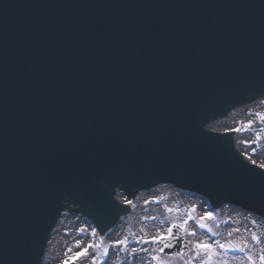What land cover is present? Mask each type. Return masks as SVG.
Instances as JSON below:
<instances>
[{"label":"water","instance_id":"95a60500","mask_svg":"<svg viewBox=\"0 0 264 264\" xmlns=\"http://www.w3.org/2000/svg\"><path fill=\"white\" fill-rule=\"evenodd\" d=\"M48 1L46 32L0 0V264H42L65 210L112 229L117 188L264 211V170L206 129L264 96V0Z\"/></svg>","mask_w":264,"mask_h":264},{"label":"rangeland","instance_id":"374dc122","mask_svg":"<svg viewBox=\"0 0 264 264\" xmlns=\"http://www.w3.org/2000/svg\"><path fill=\"white\" fill-rule=\"evenodd\" d=\"M262 107H251L245 112H234L232 117V124L230 127L238 128L242 125H247L248 121H253L250 128L244 131L236 132L237 138H235L237 147L240 151H247L248 156L257 161V164H264V121H261L259 117L253 116L252 113H264V103H261ZM243 113V114H242ZM225 121V120H223ZM220 122V121H219ZM245 140H252L253 144L249 148L244 147ZM252 148H255V154H253ZM247 159V158H246ZM174 188L171 191H159L156 197L146 198L142 203L132 201L130 206L132 207V214L122 220L115 230L106 237H92L91 239L99 245L97 249V256L103 251V247L109 244L112 240L120 239L128 236L129 240L132 241L129 245V251L132 247L139 249L140 247L148 248L149 253L140 252L136 257L129 256L127 252H120L117 255L114 251L110 250L109 259L106 264H149L151 255L156 253L151 252L154 247L158 245L135 244L137 238L143 237L148 238L155 234L157 230H163L169 227L172 223H182L187 218V213L192 209L195 212L192 213L196 217L203 216L205 212H211L214 214V219L208 221L209 225L214 231L218 233L217 236L212 237L209 233H206L199 228L193 221H189V229L196 228L197 235L195 237L188 236L185 234L186 240L198 241L218 239L222 242H226L231 239L236 242H241L247 239L251 243V234L256 233L264 241V220L259 217H255L254 214H250L248 211L241 210L229 205H225L224 209H218L214 211L211 204L207 199L195 196L196 202L191 200L192 194H186L179 190H175L178 193H174ZM174 193V194H173ZM172 196L177 197V202L173 201ZM181 199H180V197ZM203 200L207 202L205 207H197L196 204L202 203ZM140 209V210H139ZM168 209H172L171 212ZM66 216V215H65ZM63 217V219L67 217ZM67 216H72L67 214ZM74 220L64 223L60 221V224L54 230L52 239L56 236L55 241L49 242L48 253L44 264H64L65 260H69L75 252L79 251L75 247L76 242L79 240L83 244L88 242L86 235H82L79 229L83 228L90 231L93 226L85 221L82 217H73ZM239 229V231H233ZM232 232V236L229 237L228 233ZM135 234L130 235V234ZM69 249H72L69 252ZM91 251V250H90ZM253 253H256L257 249H252ZM192 245L189 244L188 253L185 255V259L193 255ZM244 257V253L241 252H229L226 253L221 259L227 260L228 264H241ZM164 259L169 261V264H184V260H181L175 256H164ZM77 264H90V258L80 257L75 261ZM154 264V262H153ZM192 264H199V260L193 261ZM246 264V261H245Z\"/></svg>","mask_w":264,"mask_h":264},{"label":"snow or ice","instance_id":"6c2138e0","mask_svg":"<svg viewBox=\"0 0 264 264\" xmlns=\"http://www.w3.org/2000/svg\"><path fill=\"white\" fill-rule=\"evenodd\" d=\"M264 103V100L260 101ZM253 116L259 117L261 121H264V113H252ZM253 121H248L247 125H242L241 127L230 129V131H244L251 127ZM244 147L247 149L252 146V140H245ZM253 154H255V148H252ZM248 160L251 161L253 165L264 169V164H257V161L248 156L247 151L242 153ZM125 203L131 204V200H125ZM169 212L172 209H168ZM195 212V209H192L189 213H187V218L183 220L182 223H172L169 227L163 230H157V232L148 238H137L135 240V244L144 245H158L159 247H154L151 249V252L156 253V255H151V260L149 264H169V261L164 259L165 249L174 247L172 241L178 240L176 233V229H179L182 233L195 237L197 235L196 228L209 233L212 237L218 235L216 231L209 225L208 221L213 220L214 214L211 212H205L203 216L196 217L192 213ZM189 221H193L196 225V228L189 229L188 224ZM233 231H239V229H234ZM79 232L82 235H86L88 242L82 245L81 241H77L75 247L79 249V251L75 252L73 256L69 258V260H65L64 264H69V261H75L80 257L90 258V264H106V261L109 259L110 250L114 251L117 255L120 252H127L129 256L136 257L140 252L149 253L148 248L140 247L137 249L136 247H132L129 251V245L133 243L129 240L128 236H125L120 239L112 240L109 244L103 247V251L99 253V258L97 256V249L99 245H97L91 238L97 236H104L111 232V229H108L107 232H103L98 228H91L90 231H87L83 228L79 229ZM130 235H135L130 234ZM229 237L232 236V232L228 233ZM192 245L193 255L189 256L188 259H185V255L188 252V245ZM256 248V253H253L252 249ZM91 250V251H90ZM72 249H69L71 252ZM229 252H241L244 253V257L241 261V264H264V241H262L261 237L256 233L251 234V243L244 239L241 242H236L231 239L226 242H222L221 240L215 239L211 242L207 240H198L192 241L188 240L183 244L180 250L171 253L169 255L175 256L184 260V264H192L193 261L199 260V264H228L227 260H222L221 258ZM123 264V262H122ZM130 264V262H129Z\"/></svg>","mask_w":264,"mask_h":264},{"label":"bare ground","instance_id":"6f19581e","mask_svg":"<svg viewBox=\"0 0 264 264\" xmlns=\"http://www.w3.org/2000/svg\"><path fill=\"white\" fill-rule=\"evenodd\" d=\"M260 101H262V100H258V103H257V106L256 107H262V104H261ZM251 107H255V105H244L243 108H238V109H236V111H233L232 113H234V112H241V111L245 112L246 110L250 109ZM232 115L228 116V118H226L225 121L221 120L220 122L218 121V122L210 125L209 128H213V130L216 131V132H224V131H228L230 129H233V127H230V125L232 124V120H233L232 117H231ZM160 189L161 190H164V191H171L173 188L170 187V186H168V188H167V185H161L160 188H159V190L156 191L155 193H153L152 195H150L148 191H146V193H140L139 199H136L135 201L136 202H139V203H142V201H144L146 198L156 197L158 195ZM174 193H178V192L174 190ZM117 199H120V202H122L123 199H124V201L125 200H128L125 197V195L123 193H121V192L118 193ZM172 199L175 202H177V200H178L177 197H175V196H172ZM180 199H181V197H180ZM191 200H193L194 202H196L195 196H191ZM205 204L207 205V202L205 200H203L202 203H198V204H196V206L197 207L204 208L205 207ZM65 217H67V218L63 219V221H65L64 223L69 222L71 220H74L73 216H67L66 215ZM60 221H62V220H60ZM55 240H56V236H54L53 240H51V241L53 242Z\"/></svg>","mask_w":264,"mask_h":264}]
</instances>
